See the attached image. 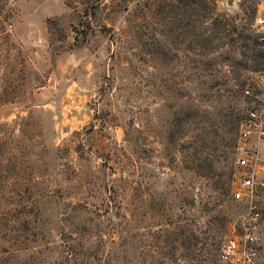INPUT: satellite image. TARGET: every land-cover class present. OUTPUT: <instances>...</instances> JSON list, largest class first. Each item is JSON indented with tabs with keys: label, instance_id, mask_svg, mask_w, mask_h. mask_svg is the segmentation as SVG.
Returning a JSON list of instances; mask_svg holds the SVG:
<instances>
[{
	"label": "rangeland",
	"instance_id": "obj_1",
	"mask_svg": "<svg viewBox=\"0 0 264 264\" xmlns=\"http://www.w3.org/2000/svg\"><path fill=\"white\" fill-rule=\"evenodd\" d=\"M258 3L0 0V264H219Z\"/></svg>",
	"mask_w": 264,
	"mask_h": 264
},
{
	"label": "built area",
	"instance_id": "obj_2",
	"mask_svg": "<svg viewBox=\"0 0 264 264\" xmlns=\"http://www.w3.org/2000/svg\"><path fill=\"white\" fill-rule=\"evenodd\" d=\"M252 38L261 55L256 72L257 91L244 94L254 102L238 131L231 200L238 205V232L222 245L219 264H264V0H259L252 24Z\"/></svg>",
	"mask_w": 264,
	"mask_h": 264
},
{
	"label": "trees",
	"instance_id": "obj_3",
	"mask_svg": "<svg viewBox=\"0 0 264 264\" xmlns=\"http://www.w3.org/2000/svg\"><path fill=\"white\" fill-rule=\"evenodd\" d=\"M253 44H254V48H255V51H256V55H257V57H258V59H259V61H260V66H262V55H261V52H260V50H259V48H258V46H257V44H256V42H255V40L253 39ZM260 69V68H259ZM258 69V70H259ZM257 70V71H258ZM233 80H235V82H237V80H238V76H234L233 77ZM244 86L245 85H242L241 86V89H240V92L243 94V92L245 91V88H244ZM226 93L228 94V96L229 97H231V98H235L236 96H237V94L236 93H233V91L232 90H230V89H228V90H226ZM238 132L236 131V134H237ZM223 197L224 196H226V194L225 193H223V194H221ZM221 250V249H220ZM220 250H219V253H220ZM219 253H218V256H219Z\"/></svg>",
	"mask_w": 264,
	"mask_h": 264
}]
</instances>
